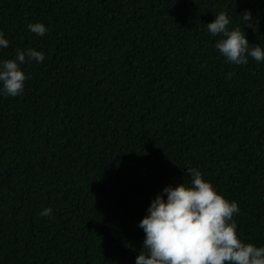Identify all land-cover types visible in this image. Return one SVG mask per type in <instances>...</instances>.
Masks as SVG:
<instances>
[{
	"label": "trees",
	"instance_id": "1",
	"mask_svg": "<svg viewBox=\"0 0 264 264\" xmlns=\"http://www.w3.org/2000/svg\"><path fill=\"white\" fill-rule=\"evenodd\" d=\"M221 11L264 48V0H0V59L45 57L0 96V264H134L138 221L186 168L264 244V62L225 61L206 27Z\"/></svg>",
	"mask_w": 264,
	"mask_h": 264
},
{
	"label": "clouds",
	"instance_id": "2",
	"mask_svg": "<svg viewBox=\"0 0 264 264\" xmlns=\"http://www.w3.org/2000/svg\"><path fill=\"white\" fill-rule=\"evenodd\" d=\"M239 16L243 25H255L249 10ZM229 25L230 16L223 11L206 24L213 37H220L215 48L225 61L244 65L251 57L264 62V48L250 44L240 27L230 29ZM27 28L40 37L49 30L40 22L29 23ZM9 44L0 32V49ZM44 59L43 52L33 48L17 49L13 58L0 59V96L21 95L28 78L21 65ZM186 169L190 182L165 185L138 221L144 239L134 264H264V244L246 243L237 235L233 217L239 214L238 203L218 193L200 170ZM40 215L49 217L52 209L44 208Z\"/></svg>",
	"mask_w": 264,
	"mask_h": 264
}]
</instances>
